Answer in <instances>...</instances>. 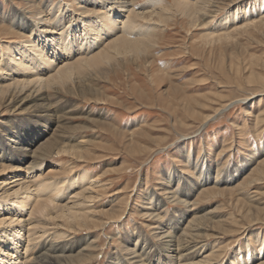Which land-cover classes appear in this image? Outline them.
Segmentation results:
<instances>
[{"label": "rangeland", "instance_id": "1", "mask_svg": "<svg viewBox=\"0 0 264 264\" xmlns=\"http://www.w3.org/2000/svg\"><path fill=\"white\" fill-rule=\"evenodd\" d=\"M131 1L138 10L159 1L171 10L163 25L157 16L148 17L159 26L147 64L131 57L122 68L93 73L90 83L100 93L97 98L49 93L52 100L58 99L56 107L63 109L58 126L68 132L57 138L60 145L79 140H89L90 145L82 160L53 154L40 161L42 175L60 172L64 165L72 177L84 170L97 179L92 191L98 197L87 204L99 226L53 243L54 252L47 256L85 243L89 261L84 264L128 262L134 246L158 251L161 234L168 230L183 238L195 235L203 245L190 263L260 264L264 262V21L257 26L254 22L264 17V0H214L210 11L215 14L204 16L206 20L199 16L194 26L185 14L173 10V0ZM58 2L77 7L73 0H0V43L27 40L14 21L47 15L48 5ZM237 6L249 19L244 23H249L247 29L233 33L243 22L234 26L228 22L223 26L233 33L230 40L213 42L204 36L225 32L221 27L210 29ZM4 106L0 104V120L23 117ZM90 120L102 126L94 124L95 128ZM52 128L36 146L50 137ZM10 173L0 167V182L14 178ZM8 188L15 189L12 184ZM109 210L118 211L119 217L108 220L101 214ZM28 212L26 207L23 220ZM193 216L201 218L184 232Z\"/></svg>", "mask_w": 264, "mask_h": 264}, {"label": "bare ground", "instance_id": "2", "mask_svg": "<svg viewBox=\"0 0 264 264\" xmlns=\"http://www.w3.org/2000/svg\"><path fill=\"white\" fill-rule=\"evenodd\" d=\"M213 1L173 0L171 6L175 12L185 14L193 25L199 16L204 18L212 13ZM73 3H76V8L58 2L48 5L47 15L31 20L18 18L14 21L15 26L29 38L15 43H0V104H4L10 113L20 111L24 114L21 119L12 121L10 116L0 120V167L12 172L10 174L14 177L0 182V264H70L75 261L84 264L89 261L85 243L71 245L60 251V255L47 256L49 251L54 252L55 247L51 249L53 243L62 242L84 228L99 226L98 216L90 215L92 211L87 204L98 197L93 196L95 191H92L97 179L84 170L72 177L64 165L61 166L63 171L60 168V172L42 175L40 161L53 154H67L82 160L87 154L86 145H90L89 140L60 145L57 138L68 132L59 128V114L63 109L56 107L58 99L53 97L55 101L52 100L50 92L80 98L87 95L99 97L100 93L90 83L92 74H106L114 67L122 68L131 57L147 64L148 50L155 45L154 31L169 19L171 13L165 5H160V1L146 3L140 10L131 0H73ZM240 14V6L233 7L217 26L210 29L214 31L221 27L225 32L216 36L207 32L204 36H209L213 42L230 40L234 32L249 27V23L244 25L249 19ZM152 15L157 16L159 24L150 22L148 17L153 18ZM139 19L144 21L141 25ZM239 21L243 23L236 26L233 33L224 29V24L230 22L234 26ZM263 21L264 17L254 24ZM208 23H205L206 27ZM90 122L100 124L95 120ZM51 127L50 137L36 146L42 136L49 134ZM33 173L37 176L31 179ZM207 179V176L204 177V182ZM11 184L14 190L8 188ZM70 191H73L71 197H67ZM26 207H29L28 219L23 220ZM101 214L108 220L119 217L116 210ZM199 218L191 217L184 226V232ZM176 223L179 224V221ZM133 239L129 238L130 242ZM40 242L41 248L35 255L33 251ZM126 247L124 250H127ZM202 247L195 235L184 234L183 238L166 230L161 234L158 251L134 246L128 262L202 264L200 261L189 262L195 251Z\"/></svg>", "mask_w": 264, "mask_h": 264}]
</instances>
